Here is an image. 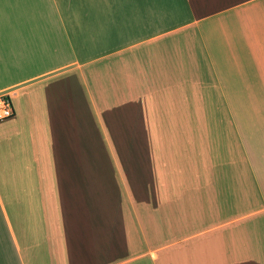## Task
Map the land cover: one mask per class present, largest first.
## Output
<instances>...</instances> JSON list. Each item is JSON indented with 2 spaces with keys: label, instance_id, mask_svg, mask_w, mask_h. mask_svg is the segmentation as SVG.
<instances>
[{
  "label": "crops",
  "instance_id": "crops-1",
  "mask_svg": "<svg viewBox=\"0 0 264 264\" xmlns=\"http://www.w3.org/2000/svg\"><path fill=\"white\" fill-rule=\"evenodd\" d=\"M0 264H264V0H0Z\"/></svg>",
  "mask_w": 264,
  "mask_h": 264
},
{
  "label": "built area",
  "instance_id": "built-area-1",
  "mask_svg": "<svg viewBox=\"0 0 264 264\" xmlns=\"http://www.w3.org/2000/svg\"><path fill=\"white\" fill-rule=\"evenodd\" d=\"M15 113L11 97L8 93L0 94V121L13 116Z\"/></svg>",
  "mask_w": 264,
  "mask_h": 264
}]
</instances>
